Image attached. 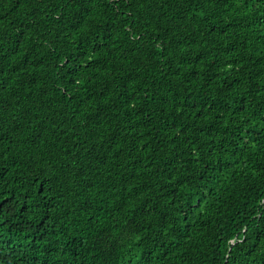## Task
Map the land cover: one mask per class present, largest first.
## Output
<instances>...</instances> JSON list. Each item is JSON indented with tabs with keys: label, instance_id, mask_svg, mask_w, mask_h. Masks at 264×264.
Masks as SVG:
<instances>
[{
	"label": "trees",
	"instance_id": "1",
	"mask_svg": "<svg viewBox=\"0 0 264 264\" xmlns=\"http://www.w3.org/2000/svg\"><path fill=\"white\" fill-rule=\"evenodd\" d=\"M0 264H264V0H0Z\"/></svg>",
	"mask_w": 264,
	"mask_h": 264
}]
</instances>
